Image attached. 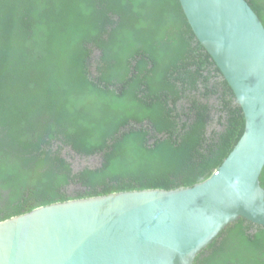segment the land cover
I'll return each instance as SVG.
<instances>
[{
	"label": "trees",
	"instance_id": "obj_1",
	"mask_svg": "<svg viewBox=\"0 0 264 264\" xmlns=\"http://www.w3.org/2000/svg\"><path fill=\"white\" fill-rule=\"evenodd\" d=\"M247 1L264 26V0ZM193 42L201 63L215 65L178 0H0V188L10 200L0 221L72 199L192 186L217 169L243 116L227 82L210 87L203 75L183 120L177 82L181 69L186 84L194 75ZM214 110L227 113L222 132L211 129ZM77 155L101 162L76 171ZM78 185L87 189L72 195ZM225 230L194 264H263L264 227L240 219ZM233 230L237 248L226 252L218 243Z\"/></svg>",
	"mask_w": 264,
	"mask_h": 264
},
{
	"label": "water",
	"instance_id": "obj_2",
	"mask_svg": "<svg viewBox=\"0 0 264 264\" xmlns=\"http://www.w3.org/2000/svg\"><path fill=\"white\" fill-rule=\"evenodd\" d=\"M243 132L206 179L36 207L0 221V264H194L230 225L264 227V26L247 0H178Z\"/></svg>",
	"mask_w": 264,
	"mask_h": 264
},
{
	"label": "flooded vegetation",
	"instance_id": "obj_3",
	"mask_svg": "<svg viewBox=\"0 0 264 264\" xmlns=\"http://www.w3.org/2000/svg\"><path fill=\"white\" fill-rule=\"evenodd\" d=\"M262 10H263L262 14L264 16V1L262 3ZM192 46L194 47L195 51H197V53H199L198 58H197V63L196 64L192 63V65L190 66V69H189L191 71V73H193L194 75H193V77H191L188 80V83L186 84V79L188 78L187 77V73L184 71V69H181L182 72H183L182 75H185V78H183L181 76L180 80L177 82L179 90L182 91V94H181L182 97L179 100L176 101V104H177V107H178L179 111L182 114V118H183L184 121H185V118H187L186 115L189 114L188 106H190L189 103L191 102L192 97L195 96L197 98H200V94L199 93L201 91V88L204 89V85H203L204 80H203L202 76L203 75H204V77L208 76V79H209L208 84H209L210 87H212L215 83L221 82V81L224 80L221 72H219L216 69V65H210V63H209L210 60H206L205 64L201 63L202 58L206 59V56H205L204 51L202 49L198 50L196 42H193ZM96 51L97 52L94 53L95 56H94L93 62L95 61V59L96 60L99 59V57L102 54L101 50L96 49ZM193 55H194V52H193ZM95 69H96V67H95V63H94V67H92L90 70L93 73ZM196 82H197L196 87H192L193 84H195ZM190 88H192V89H190ZM210 100H209V102H210ZM233 104H234V102H233ZM212 117L214 118V121L211 123L212 124V128L211 129L216 130V132L224 131L225 130V126L221 125L218 122V119L220 117H223V121L222 122L226 124L227 113L225 112V113L220 114L219 112L214 110ZM146 123L147 122L143 123V126L146 129H148V131H149V135L147 137L154 136L156 134L155 129L153 128V126L151 124L147 125ZM209 133H210V130H209ZM157 136L161 137V138H166L167 137V135H165L163 133H160V134L157 133ZM218 137L219 136H217V139H218ZM153 142H154V139L150 138L148 143L149 144H153ZM94 159H96V157ZM89 160L90 159H87L84 156L81 157L80 155H77V157L72 162V167L76 171L80 170L81 168H84V167L95 168L101 162L100 159H97L95 162H89ZM86 189L87 188L85 186L78 185L77 187H73V189H70V190H71V194L75 195L76 192L84 193V191ZM30 200H33V199L31 197H29L27 194H24V197L21 199V201L26 202V204L24 206L32 205L33 203ZM9 202H10V200H9V196H8L7 190H4V189L0 188V209L3 208L4 205H7ZM233 231H234L233 233H228L226 236L224 235L225 237L222 236V238L220 239V241L218 243V246H220L221 242L224 240L223 243H222V247H224V250L226 252H228V250L230 248H231V250H234V249L237 248V246L235 245L237 243V236L235 235L236 230H233ZM255 231L256 230H253V229H249V230L245 229V233L246 234H250V235H252ZM224 232H226V230H224ZM219 238H218V240H219ZM229 262H231V261H227L226 263H229ZM262 263L264 264V260L262 261Z\"/></svg>",
	"mask_w": 264,
	"mask_h": 264
},
{
	"label": "rangeland",
	"instance_id": "obj_4",
	"mask_svg": "<svg viewBox=\"0 0 264 264\" xmlns=\"http://www.w3.org/2000/svg\"><path fill=\"white\" fill-rule=\"evenodd\" d=\"M98 158L96 157V159L92 158L89 160V162H95ZM87 161V160H86ZM82 163V162H81Z\"/></svg>",
	"mask_w": 264,
	"mask_h": 264
}]
</instances>
